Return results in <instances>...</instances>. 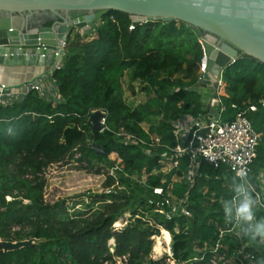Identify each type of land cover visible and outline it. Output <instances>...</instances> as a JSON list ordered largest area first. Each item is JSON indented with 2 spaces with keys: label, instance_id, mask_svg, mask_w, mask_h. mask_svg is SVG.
I'll return each instance as SVG.
<instances>
[{
  "label": "trees",
  "instance_id": "1",
  "mask_svg": "<svg viewBox=\"0 0 264 264\" xmlns=\"http://www.w3.org/2000/svg\"><path fill=\"white\" fill-rule=\"evenodd\" d=\"M132 24L128 13L113 10L92 31L73 33L64 65L53 72L61 95L58 103L31 90L23 100L0 105V239L33 241L18 250H0V264H167V257L152 258L153 236L162 228L173 235L178 263L198 258L194 264H211L221 231L236 226L220 203L234 194L233 172L203 162L191 186L185 177L191 156H181L177 167L164 157L178 144L174 123L185 116L198 119L203 112L195 89L205 54L201 37L181 21L148 22L131 30ZM129 70L148 94L134 108L124 100ZM223 76L225 104L246 110L261 134L252 165L256 176L264 170V64L245 56ZM95 110L108 113V129H94L89 116ZM122 129L148 142L157 136L160 146L147 153L145 146L125 144L116 136ZM95 145L107 156L98 155ZM71 161L92 169L119 164L122 188L109 192L116 178L104 173V191L94 196L88 210L70 212L65 201L47 202V169ZM97 174H103L100 167ZM135 174L145 177V183L136 182ZM155 186L171 189L178 197L189 193L192 216L167 220L156 212L149 203ZM127 214L129 218L122 219ZM257 218L264 219L263 208H257ZM119 222L125 226L116 228ZM236 230L225 235L227 248L220 251L230 259L244 249L240 264L247 263L249 254L256 264H264V242Z\"/></svg>",
  "mask_w": 264,
  "mask_h": 264
},
{
  "label": "water",
  "instance_id": "2",
  "mask_svg": "<svg viewBox=\"0 0 264 264\" xmlns=\"http://www.w3.org/2000/svg\"><path fill=\"white\" fill-rule=\"evenodd\" d=\"M113 10L128 13L135 27L174 21L194 27L207 57L206 70L195 85L203 112L219 99L229 66L245 56L264 64V0H0V64L48 69L64 65L73 33L92 31ZM106 117L96 110L89 121L103 131ZM94 150L107 156L99 145ZM32 243L3 241L0 250Z\"/></svg>",
  "mask_w": 264,
  "mask_h": 264
},
{
  "label": "built area",
  "instance_id": "3",
  "mask_svg": "<svg viewBox=\"0 0 264 264\" xmlns=\"http://www.w3.org/2000/svg\"><path fill=\"white\" fill-rule=\"evenodd\" d=\"M134 28L135 26L132 24L130 29L132 30ZM82 33H84V31H82ZM206 60L207 57L206 54H204L200 74L206 70ZM62 66L63 65L54 69H49V72L45 76H42L39 80L28 82L21 91H17L0 81V105L7 106L23 100L31 90H36L47 100L58 103V101L61 100V95L59 93L58 84L53 78V72ZM221 85L222 91L219 93V99L213 101L210 111L202 112V117L200 116L202 119L204 118L205 121L199 120L200 117L198 119L193 118L191 119L192 122L188 124L187 120H189L190 116H185L174 123L176 126L174 134L178 140V144L170 148L172 155L165 154L164 157L172 167H177L181 156L186 154L191 156V165L185 176L191 183V186L194 184L196 176L200 174V167L203 162L208 163L215 169L226 168L233 172L237 179L238 172H245L247 174L249 186L253 190V195L255 196L258 194L260 197L261 203L258 207L264 209V193L258 187L255 180H253L255 177L252 174V165L258 154L261 134L255 130L251 120L247 117L246 110H241L237 105H233L232 108L229 109L225 104L223 99V96L226 95L224 76L221 79ZM143 102L144 101L139 98L135 102V106L131 107L134 108ZM250 108L251 110H256L255 105H252ZM106 114L108 116L107 112ZM102 123L106 126L104 130L108 129L107 117L103 119ZM116 136L125 144H139L145 146V151L147 153H151L153 149L160 146V138L157 136H153L152 141L148 142L142 137L127 132L124 129L116 132ZM100 165L101 164H98L96 166L99 167ZM100 168L103 173L101 175L103 181L106 178L104 173H109L116 178V183L108 190L109 192L112 188H122L119 185V164L105 165ZM124 175L129 177L128 173ZM132 178L140 184L146 181L145 177H140L138 174H135ZM173 180L177 181L178 178L174 177ZM165 181L166 180H164V182ZM149 203L154 207L156 212L162 214L167 220L192 216V203L189 193L185 196L178 197L171 189L166 191L164 186H155L153 187ZM115 227H118L117 224H115ZM161 231H163L165 242L159 243H161V246H163V243L170 246L173 237L171 232L165 228H162ZM165 232L170 234V240H167ZM231 232L238 233L236 232V226L229 230L221 231L220 240L217 242L216 246L212 248L213 256L210 259L211 264H227V255L222 253L220 249L227 248L223 242V238L226 234ZM1 242H3L2 239H0V244ZM112 243H114V241H112ZM208 248L209 246L206 245L205 249ZM243 250H240L239 255L236 256L240 258L241 262H243V260L240 254H243ZM169 253L174 258L172 247H170ZM158 258L159 257H156V259ZM245 258L247 259V263L242 264H256L253 255H245ZM197 260L199 259L196 258L183 264H194ZM201 260L204 261L203 258H201Z\"/></svg>",
  "mask_w": 264,
  "mask_h": 264
},
{
  "label": "rangeland",
  "instance_id": "4",
  "mask_svg": "<svg viewBox=\"0 0 264 264\" xmlns=\"http://www.w3.org/2000/svg\"><path fill=\"white\" fill-rule=\"evenodd\" d=\"M76 30L75 32H77ZM81 31V30H80ZM82 32V31H81ZM84 34V33H83ZM201 72V71H200ZM199 72V76H200ZM141 79H135L133 70H129L124 78V86L127 89L124 100L130 106H135V102L140 98L145 101L148 97L147 91L144 90ZM135 89V94L132 89ZM151 92V91H150ZM156 120L152 119L150 122L154 123ZM113 160V157H112ZM100 163V162H99ZM105 166L101 164L99 167ZM98 167L89 168L86 163H77L71 161L70 163H56L50 166L46 171L47 186L45 190V198L47 202L52 204L65 201L69 207L70 212L77 210H88L87 205L90 204L95 195L101 194L104 191V181L101 176L97 174ZM100 170V169H99ZM120 186L121 182H119ZM210 200L207 201L206 206H210ZM128 214L122 219L127 220ZM122 221V220H121ZM117 228L125 226L122 222L117 223ZM238 232V230H236ZM173 236V235H172ZM164 241L163 231L159 235L153 236L154 247L152 252V258L163 259L167 257V264H180L175 258L170 255V247L173 246V237L170 246L163 243L160 250H156V246L159 244V239ZM240 258L228 259L227 264H240Z\"/></svg>",
  "mask_w": 264,
  "mask_h": 264
},
{
  "label": "clouds",
  "instance_id": "5",
  "mask_svg": "<svg viewBox=\"0 0 264 264\" xmlns=\"http://www.w3.org/2000/svg\"><path fill=\"white\" fill-rule=\"evenodd\" d=\"M237 177L233 180L232 197L220 201L224 215L229 222L235 223L244 236L259 238L264 242V219L257 218L260 197L253 195L245 172H238Z\"/></svg>",
  "mask_w": 264,
  "mask_h": 264
},
{
  "label": "crops",
  "instance_id": "6",
  "mask_svg": "<svg viewBox=\"0 0 264 264\" xmlns=\"http://www.w3.org/2000/svg\"><path fill=\"white\" fill-rule=\"evenodd\" d=\"M48 72L49 69L45 67L9 66V65L0 64V81L7 84L11 88H14L17 91H21L25 88V85L28 82L39 80L42 76H45ZM126 93H127V89H126ZM191 119H193L192 116H190L189 120H187L188 124L192 122ZM199 120L205 121V119L204 118L202 119L201 117L199 118ZM149 125H151V123ZM254 177L258 187L264 193V170L260 174Z\"/></svg>",
  "mask_w": 264,
  "mask_h": 264
},
{
  "label": "bare ground",
  "instance_id": "7",
  "mask_svg": "<svg viewBox=\"0 0 264 264\" xmlns=\"http://www.w3.org/2000/svg\"><path fill=\"white\" fill-rule=\"evenodd\" d=\"M165 235H166L167 240H170V239H171L170 234H169L168 232H165ZM161 240H162V239H160L159 242L162 243ZM161 243H159V244L156 246V250H160V249H161Z\"/></svg>",
  "mask_w": 264,
  "mask_h": 264
}]
</instances>
